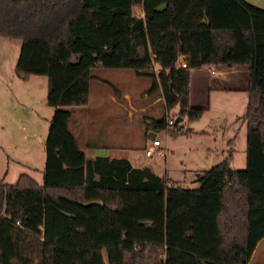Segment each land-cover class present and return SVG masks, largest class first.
Wrapping results in <instances>:
<instances>
[{
	"label": "trees",
	"instance_id": "16d2710c",
	"mask_svg": "<svg viewBox=\"0 0 264 264\" xmlns=\"http://www.w3.org/2000/svg\"><path fill=\"white\" fill-rule=\"evenodd\" d=\"M0 36L20 41L15 76L46 77V103L54 108L43 184L25 174L0 183V264H32L34 256L38 264L249 263L264 238L263 9L245 0H0ZM224 65L249 68L242 170L231 168L229 149L197 173V188H183L148 168L132 170L126 159L87 158L69 130L66 108L87 105L93 70L128 69L149 78L165 110L177 108L183 121L204 111L190 106V71ZM179 122L170 136L181 131ZM166 126L164 118L148 129ZM65 189L125 194L110 198L120 207L113 210L51 192ZM155 207L164 213V243L133 238L153 226ZM149 208L150 220L142 222L151 225L137 222L143 228L135 229L131 219Z\"/></svg>",
	"mask_w": 264,
	"mask_h": 264
},
{
	"label": "rangeland",
	"instance_id": "374dc122",
	"mask_svg": "<svg viewBox=\"0 0 264 264\" xmlns=\"http://www.w3.org/2000/svg\"><path fill=\"white\" fill-rule=\"evenodd\" d=\"M135 14L138 17L143 16L139 9L135 10ZM19 52V40L0 36V176L7 174L3 182L9 184L15 183V178L19 174L39 177V171L43 170L45 164L44 145L54 112V108L46 103L48 83L46 77L33 76L27 81H22L15 76L14 67ZM180 63L181 59L178 64L180 65ZM154 73L157 75L158 72ZM91 75L94 79L90 85L88 103L82 108L81 119L83 121L81 122L80 118L72 117L69 123L71 128H83L84 123L86 124L87 133L78 137V145L82 147L81 143L91 141L108 142L120 146L118 152H123L122 150L129 146L127 149L131 151L133 158L139 160L140 156H144L145 146L148 148L152 145L151 140L147 137L149 123L164 118L175 121L177 108L166 111L163 99L158 98L150 90V79L136 74L133 70L100 68L93 70ZM196 78L194 77L191 83L192 100L198 103L206 97L209 89L205 90L203 88L204 82L200 83ZM123 93L130 96L131 105L135 107L134 111L123 97H117ZM145 94L148 97L145 98ZM218 97H220L219 110L216 111L214 108L193 120L183 119L179 122L178 127L181 131L177 135L167 137L164 129L155 132L157 139L161 141L160 148L162 150H164L165 144L167 147L169 145L166 157L155 153L149 161L150 164L154 165V170L163 178L168 174L170 182L180 181L185 187L197 188L198 183L194 180L196 171L192 170L194 161L197 162L200 170H207L226 157L227 146L225 145L226 140L223 139V142L221 140L222 132L236 136L235 143L231 147L235 152L234 160L230 165L231 168L234 170L245 168L246 124L243 125L240 118H233L227 113L223 114L222 108L224 109L226 105H229L226 101L230 97L228 94H224V98H222L223 94L220 93ZM155 100L157 101L153 103ZM140 108H144V110L141 111ZM132 114L133 116H131ZM191 128H195L194 130H211L217 135L216 142H213L215 136L211 140L209 138L210 144L214 145L211 155L203 156L204 154H200L196 150H189L191 146L200 149L205 143L208 144L207 138H200L201 136L190 140L187 134L190 133ZM170 129L177 128L171 126ZM106 130L107 133H105ZM95 131H100L99 137ZM75 132H77L76 129ZM137 197L139 201L148 199V197ZM104 200H102L103 204L108 202V199ZM117 201L120 202L121 200L117 199ZM116 203L112 202L113 208L111 209H120ZM150 210L151 208H149V212H141L131 219V224L135 229L141 230L143 228L142 226L137 227V222L150 220L146 219L147 216L151 215ZM155 211L151 217L154 222L153 226L150 229L141 230L144 237H135L134 235L133 238L159 244L164 243V213H161L157 207H155ZM114 214L120 220L122 215L119 212ZM76 220L81 222V218ZM79 243L80 248L84 247L81 240ZM69 247L73 248V246ZM103 256L106 261L105 252ZM30 262L38 264L35 256L31 258ZM248 264H264V240L259 244Z\"/></svg>",
	"mask_w": 264,
	"mask_h": 264
},
{
	"label": "crops",
	"instance_id": "0c3cea01",
	"mask_svg": "<svg viewBox=\"0 0 264 264\" xmlns=\"http://www.w3.org/2000/svg\"><path fill=\"white\" fill-rule=\"evenodd\" d=\"M246 2L260 8L264 10V0H245ZM206 76V78L204 79V77ZM194 77H197L196 79L198 81H200V83L204 82V86L203 88H205V90L209 89V93L206 95V97H204V99L201 101H199L198 103L194 102V100H192V79ZM248 82H249V68L248 66L245 65H224V66H220L218 68H214L211 66H203L199 69L196 70H191L190 71V83H189V103L190 106L192 107H196V108H203L205 112H210L212 111V109H216L219 110V101H220V97H218V94L220 95V93L223 94L224 98V94H228L230 97L229 99L226 101H228L229 105H226V108H222V112L223 114L230 115L233 118H240L244 115L245 110H246V105H247V88H248ZM209 87V88H208ZM215 96V99H213V97ZM117 97H123L124 100L127 101L128 105L133 109V111L135 110V107H133L131 104V98L127 93H123V94H119L117 95ZM148 97L147 94H145V98ZM227 98V97H225ZM113 100V98H111ZM160 99H162L160 97ZM159 100V99H158ZM157 100H155L153 103H155ZM85 106L82 107H74V108H66L67 110H70L72 113V117H76V118H80L81 122L83 121L81 119L82 117V108H84ZM141 111L144 110V108H140ZM133 116V114L131 115ZM71 117V118H72ZM131 121V120H130ZM243 121V120H242ZM244 121H243V125H244ZM152 121L149 123V127L151 126ZM86 124L84 123V127L83 128H79V127H73L71 128L69 125V130L70 132L73 134L77 145H78V141L81 135H85L87 133V128ZM246 127V126H245ZM75 129L77 132H75ZM195 128H191V131L189 134H187V137H190V140H192L195 137H200V138H204L208 140V144L205 143L203 145V147H201L200 149H198L197 147L191 146V148L189 149L190 151H198L200 152V154H204L203 156H209L212 154L213 152V148L214 145L210 144L209 138L211 140V138L213 136V142H216V136L214 134L213 131H209V130H194ZM246 129V128H245ZM109 131V129H108ZM107 130L105 131V133L108 132ZM246 131V130H245ZM97 134V137H99L100 135V131H95ZM180 133V132H179ZM154 135V136H153ZM246 135V134H245ZM147 137L152 141L155 137L156 134L153 130L148 129L147 130ZM102 138V137H101ZM167 139V137H166ZM226 140L225 145L227 146V150L226 152L231 149L232 150V158L230 161V165L232 164L233 160H234V149H232L231 147L234 145L235 143V139L236 136L233 134H226V132H222L221 133V140L223 142ZM82 147H80L78 145V147L85 153V156L87 158H95L98 156L101 157H109V158H115V159H126L130 162L131 166H132V170L136 171V172H141L144 169L148 168L151 170V172H153L155 175L159 176L161 179H163L164 181H167L168 183H176L178 186H181L183 188H189V187H185L183 186L180 181H175V182H170V180L168 179V174H166L167 176H165V178L162 177L161 174L157 173L154 170V165L150 164L149 161L151 160L152 157H146L145 154L144 156H140L139 160H136L135 158H133V155L131 153L130 150H128L127 148L129 146H126V149H123V152H118V150L120 149V146H118L117 144L113 145L111 143L108 142H83L81 143ZM245 145H246V136H245ZM45 147V145H44ZM119 148V149H118ZM146 146H145V150H146ZM165 156L166 157L169 151V145L167 147V144H165ZM216 151V150H215ZM145 153V152H144ZM244 153H245V148H244ZM194 154V153H193ZM227 155V154H226ZM217 159V158H214ZM246 159V156H245ZM215 161V160H214ZM222 161V160H221ZM194 165L192 166V170L196 171L195 173V179L196 180V176L197 173L203 170L199 169V166H197V162L194 161ZM219 163V162H218ZM241 163V162H239ZM245 164H246V160H245ZM45 165V164H44ZM166 168V166H165ZM43 174H44V168L43 170L39 171V177L36 178L32 175H28L29 177H31L38 185H42L43 184ZM7 174H3V176H0V183L2 184H9V183H4V179L6 177ZM21 175V174H19ZM19 175H17V179L19 177ZM26 175V174H25ZM14 184V183H13ZM51 192L53 194H63L67 197L73 198L79 202H88V201H92V200H99L102 202L105 201L104 199H108V202L103 204L104 207L107 208H113L112 206V202L110 201L113 196H118L119 194H125L123 192H113V191H104V190H100V191H94V190H83V189H65V190H51ZM103 223V220H101ZM101 223V224H102ZM109 224V222H105V224L103 223L102 226L105 227ZM105 225V226H104ZM264 240V238H262L256 245L255 250L257 249V247L259 246V244ZM88 245V242H87ZM252 253V256L250 258V260L252 259L254 253ZM249 260V261H250Z\"/></svg>",
	"mask_w": 264,
	"mask_h": 264
},
{
	"label": "built area",
	"instance_id": "2783aa9c",
	"mask_svg": "<svg viewBox=\"0 0 264 264\" xmlns=\"http://www.w3.org/2000/svg\"><path fill=\"white\" fill-rule=\"evenodd\" d=\"M151 67H152V71L153 72H158L159 69H160L159 63L154 61L153 59L151 60ZM180 67L181 68H186V64L184 62H182L180 64ZM174 122L175 121L173 119H167V126L164 129L166 131L167 137L170 136V131H171L170 127L174 124ZM151 143H152V145L145 150L144 154H145L146 157H152L155 153L159 154L160 156H165L166 151H165V149L162 150V148H160L161 141H159L157 139V137H155L151 141ZM16 224L19 225L18 222Z\"/></svg>",
	"mask_w": 264,
	"mask_h": 264
},
{
	"label": "water",
	"instance_id": "95a60500",
	"mask_svg": "<svg viewBox=\"0 0 264 264\" xmlns=\"http://www.w3.org/2000/svg\"><path fill=\"white\" fill-rule=\"evenodd\" d=\"M166 8V5H162L158 8H156V11H163ZM181 121L180 119H176L175 122ZM154 136V135H153ZM141 225H144L145 227H149L151 225V222L146 221V222H140Z\"/></svg>",
	"mask_w": 264,
	"mask_h": 264
}]
</instances>
